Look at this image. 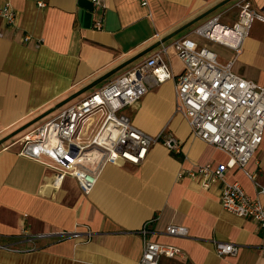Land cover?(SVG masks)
Here are the masks:
<instances>
[{
    "label": "crops",
    "instance_id": "0c3cea01",
    "mask_svg": "<svg viewBox=\"0 0 264 264\" xmlns=\"http://www.w3.org/2000/svg\"><path fill=\"white\" fill-rule=\"evenodd\" d=\"M101 1L103 8L87 10L76 0H0L15 18L13 25L0 19V264H137L142 254L138 231L145 222L155 232L152 240L184 253L163 258L164 264H264V229L222 208L221 183L203 189L187 174L178 176L205 163L226 164L229 158L195 137L175 112L174 79L121 112L150 135L170 129L182 142L179 154L155 145L138 166L109 164L87 195L69 176L52 189L51 171L43 162L18 155L23 133L135 66L161 43L190 35L234 0ZM251 3L260 8L264 0ZM234 17L231 12L224 22ZM98 19L101 29L92 26ZM190 37L211 50L213 44L222 46ZM224 48L229 53L219 59L232 60L234 52ZM168 58L176 77L183 64L172 48ZM233 72L264 86V22H254ZM263 163L264 132L245 166L260 183ZM225 178L256 195L244 170L228 167ZM169 224L187 227L188 236L162 234ZM85 229L91 232L87 241L68 236ZM39 233L48 236L31 238ZM214 241L237 245L238 251L219 257Z\"/></svg>",
    "mask_w": 264,
    "mask_h": 264
},
{
    "label": "built area",
    "instance_id": "2783aa9c",
    "mask_svg": "<svg viewBox=\"0 0 264 264\" xmlns=\"http://www.w3.org/2000/svg\"><path fill=\"white\" fill-rule=\"evenodd\" d=\"M90 1L94 8L104 7L101 0ZM142 4H146V0H142ZM37 5L41 7L43 3L37 1ZM231 12H235L234 20L230 24L222 21ZM0 19L6 25L14 24V12L8 5L0 6ZM255 21L264 22V4L256 8L251 0H234L190 32V35L231 49L234 52L232 60L221 61L214 51L198 44L190 35L175 38L168 45L161 43L135 66L23 133L17 140L20 144L18 155L43 162L51 171L48 185L52 189H57L69 176L75 180L80 192L87 195L99 173L109 164L124 161L138 166L155 145L179 154L182 142L170 129L163 128L156 135H150L121 112L124 107L141 100L154 86L174 79L175 112L186 119L195 137L222 150L229 158L226 164L205 163L193 170H183L178 176L187 174L203 189H208L213 181H219L222 208L251 219L264 229V182H258L256 175L245 170L263 138L264 86L233 72V64ZM92 26L101 29V20L93 21ZM169 48L183 64L176 77L168 58ZM96 115L102 116V120L92 133ZM228 167L244 170L254 184V197L238 182L226 180ZM262 169L264 174V163ZM148 226L149 222H145L138 231L142 254L137 264H164L163 258L184 257L179 247L152 240L155 232ZM162 234L185 238L188 229L169 224ZM47 236L39 233L31 238ZM68 236L87 241L91 232L85 229ZM213 244L219 257L233 256L238 251V246L232 243L214 241Z\"/></svg>",
    "mask_w": 264,
    "mask_h": 264
},
{
    "label": "rangeland",
    "instance_id": "374dc122",
    "mask_svg": "<svg viewBox=\"0 0 264 264\" xmlns=\"http://www.w3.org/2000/svg\"><path fill=\"white\" fill-rule=\"evenodd\" d=\"M226 17V16H225ZM225 17L222 18V21H224ZM212 51H214L218 56H225L227 55V53H229L227 51V49H225L224 47L222 46H219V45H216V44H213L212 46ZM102 120V116H98L96 115L95 118H94V123L92 124V133L95 131L97 125L99 124V122H101ZM91 133V134H92ZM90 134V135H91ZM89 135V136H90Z\"/></svg>",
    "mask_w": 264,
    "mask_h": 264
},
{
    "label": "water",
    "instance_id": "95a60500",
    "mask_svg": "<svg viewBox=\"0 0 264 264\" xmlns=\"http://www.w3.org/2000/svg\"><path fill=\"white\" fill-rule=\"evenodd\" d=\"M76 3L87 10H92V3L90 0H76Z\"/></svg>",
    "mask_w": 264,
    "mask_h": 264
}]
</instances>
